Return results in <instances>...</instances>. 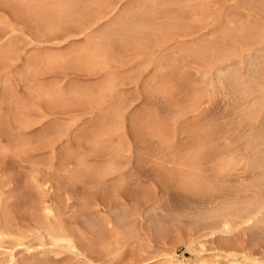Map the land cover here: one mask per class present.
Returning <instances> with one entry per match:
<instances>
[{"label":"rangeland","instance_id":"obj_1","mask_svg":"<svg viewBox=\"0 0 264 264\" xmlns=\"http://www.w3.org/2000/svg\"><path fill=\"white\" fill-rule=\"evenodd\" d=\"M183 1L0 0L1 205L10 207L23 231L39 197L27 179L36 175L47 181L61 228L82 232L96 244L91 252L83 251L77 264H170L169 259L193 264L201 258L230 264L244 256L243 264H264V235L259 231L202 241L199 232L184 228L189 227L184 217L186 226L179 222L181 214L194 217L224 202L263 196L248 191L251 175L239 167V178H228L220 193L189 189L181 174L183 165L199 162L209 178L218 158L249 155L245 143L264 118V69L258 78H247L251 67L243 58L259 46L256 38L248 44L252 29L264 37V0ZM142 19L155 24V30L142 35L139 47L133 34L126 44L115 36L104 47L106 35L124 32ZM100 45L103 53L107 50L106 59L100 56ZM95 55L106 67H92L99 60ZM227 63L249 87L259 88L255 96L238 100L227 92L218 78ZM250 103L256 104L261 119L245 118L243 105ZM198 145L203 148L200 157ZM118 146L123 150L119 155L113 151ZM79 166L91 176L110 167L113 172L104 184L95 180L64 186ZM122 213L135 231L131 239L121 240L112 261L100 246H113L112 239L91 236L85 223L91 214L106 217L116 232ZM176 217L184 226L177 233L163 234L153 224ZM36 238L25 242L36 246ZM193 239L197 245L205 242L208 250L190 248L187 243ZM12 244H1L0 258ZM12 251L19 261L28 258L22 247Z\"/></svg>","mask_w":264,"mask_h":264},{"label":"bare ground","instance_id":"obj_2","mask_svg":"<svg viewBox=\"0 0 264 264\" xmlns=\"http://www.w3.org/2000/svg\"><path fill=\"white\" fill-rule=\"evenodd\" d=\"M77 1L78 0H74V2H76V3H77ZM85 2H86V0H85ZM90 2H93V1H90ZM182 2H184V1L182 0ZM94 3L95 2H93V4ZM184 4H185V2H184ZM61 8H62V6H61ZM61 10L66 11V7H65V9H61ZM133 21H135V20H133ZM144 21L145 20L142 19V22L140 21L137 24L134 22L135 25H133V27L125 28L127 30L132 28V30H130V31L125 30L124 31V29H123L124 32L118 33V31H117V33H118L117 35L110 34L109 33L110 30L107 32V33H109L108 35H106L105 34L106 32H105L104 35H106V36L104 37V41H106V43H107L106 45H108V46H104V47L107 49V47H109L110 44L113 43L112 39L115 36L120 41H122V43L125 42V44H126L128 42L127 39L129 37H130L129 39L131 40V36H130L131 34H133L132 36H135V37H133L135 40L133 42V44L137 43V45L139 47L140 42H142L141 41L142 35L149 33L150 31L155 30L153 28V25H155V24H153L151 26L150 22H149V24H147ZM122 25H124V24H122ZM158 28L159 27H157V29ZM152 29H154V30H152ZM253 29L250 32L251 39H249L250 37H248V38L245 37L244 36L245 33L242 35L240 34V36L245 37L248 40H250V42L248 43L249 46H250V43L253 44L252 38H254V39L256 38V40H254V41L259 42V46L255 50V53L253 52L254 55L246 54L245 57L243 58V59L246 58L245 60L248 64V66L251 67L250 72L252 73V75L250 77L247 76V78H251V79L255 78V77L258 78L257 76H259L261 70L264 69V37H263V34H262V36L257 37L258 36L257 34L261 35L260 32L253 34V32H254ZM116 30H117V28H116ZM239 30H237L236 32L238 33ZM243 31L247 32L246 34H248L247 29L243 30ZM247 36H249V34ZM108 39H109V41H108ZM247 39H246V42L248 41ZM101 42H102V40H101ZM143 42H144V40H143ZM129 43H131V42H129ZM104 44H105V42L101 45H104ZM101 45L99 46L100 48H102ZM103 48L101 50L99 49L100 54L103 53V51H102ZM242 48H245V47H242ZM190 50L193 53V50L192 49H190ZM100 51H102V52H100ZM105 51H107V50H104L103 56H102V54L100 55L103 58L105 55H107V54H105ZM207 51H208V49H206L204 51V53ZM191 52H190V54H192ZM99 53H97V54H99ZM186 53H188V51ZM232 55H233V53H232ZM95 56H94V58H95ZM192 56H193V54H192ZM96 57L99 60H97L95 63L92 62L94 65L92 67H95V70H97L96 68L100 69V68L106 67V62H104V59H106V58H104V59H102L101 57L98 58V55ZM222 58L220 57L219 61H221ZM213 59H214V57H213ZM224 60H226V59H224ZM224 60H222V61H224ZM215 61L217 62L216 59H215ZM240 62L241 61H239V63ZM90 65L91 64H89V66ZM232 65H233L232 63H227V64L222 65L220 67V69L223 70L224 72L222 73V71L220 70L221 74H219V69H218V72H214V73H216L217 76L219 74L218 78L220 81H222L221 83L225 82L224 84L227 86V87L225 86V88H227L229 90L227 92L231 93L232 97L234 95V98H237L238 100L239 99H246V98L254 95V93L258 92L259 88L258 87L254 88L255 86L253 88L249 87L246 84V81H244L245 78L243 80V78L237 73V70H235V68H233ZM107 66H109V65H107ZM214 71H216V70H214ZM246 72H248V71H246ZM217 76H216V78H217ZM247 78H246V80H247ZM210 81L211 80H209V83H210ZM109 84L111 86L110 81H109ZM218 84H220V82ZM224 84H222V85L224 86ZM107 85H108V83H107ZM211 86H212V84H211ZM234 98L232 100H236ZM255 98H253V99H255ZM243 103H244V101H242L241 104H243ZM90 104H91V102H90ZM242 111L244 112L245 118L247 120H255L256 121V120H258V118L263 116V115L261 116V113H259V110L257 109L256 104H254V105H251V103H250V105L244 104ZM263 120H264V118L262 119V121ZM261 122H259V123L257 122L256 125H254L255 128L252 127L254 130L252 133H254V134H252L251 136H253V137L245 143L246 144L245 150L247 151V153H249L248 156H246V157L240 156L242 158H239V156L234 151V153L238 157L230 156V155L229 156L224 155L221 158H218V160L213 165V168L211 169V174H210L209 178L207 177V175L204 176L202 174L203 171H201L202 169L200 170V168H199V167H201L199 162H198V165H196L194 163L189 164V162H188L187 165H183L185 170L183 172L181 171L182 172V174H181L182 179L181 180H183V182L188 186L189 189L192 188L194 190H199V191L206 190V191H210V192H219L220 193V190H221L220 187H222V188L224 187L226 182H228L227 179L231 178V177H236V175L239 174V173H237V168L239 167V170L242 169V170H240L242 173H245V174L247 173V175L249 173L248 177H250V175H251V179L248 178L251 180V181L249 180L250 181L249 186H247L249 190L245 186V191L248 190V191H253V192H258V193L262 192L263 196L257 197V195L255 194L256 196H253V195H252V197L249 196L248 198H246V200H243L241 202L239 201V203L238 202H235L234 204L231 203L232 205L230 203L225 204V202H224V204L219 203L222 205H220L218 207H217V205L216 206L214 205L215 207H212V209L209 208L210 209L209 211H207L204 208L206 210L205 213H201L202 211L200 210V213L197 214V212H196V215L194 217L189 216V214L186 215L185 213H184L185 215H183V216L181 214V217L179 218V222L184 223L185 221H182V218L184 217L183 220L186 219L187 226H189V227H184L183 224L179 225L180 223L179 222H178L179 224L177 223L178 217H176V219L168 221V223L165 222V220L163 221V219L159 218V219L153 221V224L155 225V227L157 229H159V231H161L163 234H165V233H169V232L171 233V231L174 230L177 233L179 231L180 226H183L187 230L190 228H191V230L193 229L194 232L196 230L197 231V232H195L196 234L199 232L196 236H198V238L201 239L202 241L205 237H210V240H211V238H214V237L218 238V236H223V235H228V234L230 235L236 231L240 232V230H242L241 232H243L246 229L247 230H256L257 232L258 231L260 232V235H262V236L264 235V194H263L264 193V135L262 134L263 130H264V124H262V123L264 121L262 123ZM115 132H116V130H115ZM217 137H219V136H217ZM198 146H199V148L201 147V145H198ZM112 148H114V147H112ZM116 148L113 149V151L114 152L117 151V154L118 153L120 154V152L123 151L122 149L119 148V146H118V148H119L118 150ZM192 151L194 153H196V150H192ZM200 151H201L200 154H198L199 157L201 156L203 148L202 149L200 148ZM234 153L232 152L233 155H235ZM114 154H116V153H114ZM193 156H194V154H193ZM192 159H193L192 161H195L194 157H192ZM199 160L201 162L200 158H199ZM112 172H113V167H110L109 169H107V168L104 169L101 173H99L97 175L91 176V175L87 174L86 172H84L83 168L81 166H79V168L77 169L76 172H72L69 174L68 181L66 182V184L64 186H68V185L74 186L77 183L81 184V183H84L85 181H95V180L99 184H104L106 177L109 176ZM232 175H235V176H232ZM239 175H237V177ZM27 181H28V184H30V186H32L35 190L38 191L39 197H38L37 203L34 206L33 211L30 214V217L28 220L29 224L27 223V226L23 231H22V228L18 224L15 223L14 218H13V213H12L10 207H7V206L2 207V205H1V193H0V246L2 243H5V242H8V243L12 242L13 243L12 246L10 247V250L9 251L6 250V252L3 253L4 258H0V264H77L79 262L78 257L83 255V251L86 250L88 252L89 251L91 252L92 249H95L96 244L94 245V243L93 244H92V242L90 243V241L87 240V238L84 236V234L80 231H79L80 233H77V232L74 233L71 231H66V230L61 228V226L58 223L57 216H56V212H55V208H54V202L50 198V197H52L51 192L53 190L50 191V189H52V187L48 186L47 181L41 180V178H39L36 175H32V176L28 177ZM235 183H236V181H235ZM242 186H240V187H242ZM213 194L214 193H212V195ZM210 199L214 200L212 198H210ZM211 200H210V204L212 203ZM93 207L96 209L98 207V205L93 204ZM99 209H100V206H99ZM123 213H122V215L120 214L121 217L118 215L119 217L117 220L118 221L117 225L114 226L116 228V232H114L111 229V224H112L111 222L112 221H110L106 217H99V216L91 214L90 217H88L86 219V223H85L86 230L88 233L91 234V236L93 235L96 238H97V236L103 237L105 239V241L108 240L105 238V236H109L110 239H112L113 246L108 245V244L100 245L101 251L104 253L103 256L104 255L109 256L110 257L109 259H111L112 261H113V259L117 258L119 255V253L117 252V249L120 246L121 240H123L122 242L124 243V240L129 239V238L131 239V237L134 235V231H135L134 230L135 228H133L134 226H132L131 224H129L128 222L125 221L126 220L125 219L126 214H123ZM175 221H176V224L179 225L178 227H176V225L173 226ZM184 225L186 226L185 223H184ZM161 232H160V234H161ZM194 232H193V234H195ZM172 233H174V232H172ZM33 235L38 236V238L34 239L37 241L36 246H33L31 244L32 241L25 242L26 238L33 236ZM256 236H258V235L256 234ZM196 241H197L196 239H193V240L189 241V243H187V245L191 248L193 245L194 246L197 245V244H195ZM204 244H205V242L204 243H198L197 246L200 247L199 249L204 250L207 247ZM14 247H22L24 249V252L26 250L25 254L26 255L28 254V258L25 259V257H24L22 259V261H21V259L19 261L12 251V249ZM189 247H187V248H189ZM30 250H32V251L35 250V252L31 253V252H29ZM205 250H208V249H205ZM96 252H97V250H96ZM64 254L66 256H68V259L61 258V256ZM81 259H82V257H81ZM245 259H246V256L242 257L240 259L241 261L230 260L231 263L230 262L229 263L230 264H243L242 261H244ZM169 260L171 262L170 264H172V263L173 264L174 263L175 264H190V263H187L188 261L186 262L184 260L183 261H180L177 259H169ZM218 263H214L210 260L201 258L193 264H218Z\"/></svg>","mask_w":264,"mask_h":264}]
</instances>
